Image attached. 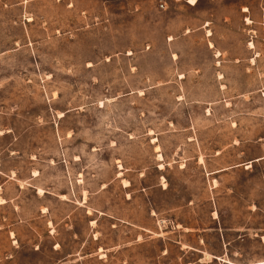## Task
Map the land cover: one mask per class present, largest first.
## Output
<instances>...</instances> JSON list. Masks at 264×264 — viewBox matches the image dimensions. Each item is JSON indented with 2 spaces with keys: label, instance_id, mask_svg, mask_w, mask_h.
<instances>
[{
  "label": "rangeland",
  "instance_id": "1",
  "mask_svg": "<svg viewBox=\"0 0 264 264\" xmlns=\"http://www.w3.org/2000/svg\"><path fill=\"white\" fill-rule=\"evenodd\" d=\"M197 1L0 0V264H264V0Z\"/></svg>",
  "mask_w": 264,
  "mask_h": 264
},
{
  "label": "crops",
  "instance_id": "2",
  "mask_svg": "<svg viewBox=\"0 0 264 264\" xmlns=\"http://www.w3.org/2000/svg\"><path fill=\"white\" fill-rule=\"evenodd\" d=\"M189 2H190V0H189ZM192 6H194V7H196L197 5H198V1L196 0V3H190ZM244 11L245 12H248L249 10L247 9V8H245L244 9ZM249 21H250V23H251V20L250 19H247V22L249 23ZM251 44H253V43H251ZM251 44H250V46H251ZM211 45H213V44H211ZM254 45V44H253ZM252 48V47H251ZM254 48H255V46H254ZM254 61V60H253Z\"/></svg>",
  "mask_w": 264,
  "mask_h": 264
},
{
  "label": "bare ground",
  "instance_id": "3",
  "mask_svg": "<svg viewBox=\"0 0 264 264\" xmlns=\"http://www.w3.org/2000/svg\"><path fill=\"white\" fill-rule=\"evenodd\" d=\"M189 3H192V4H193V3H196V0H190ZM249 23H250V21H249ZM251 47L254 48V45L251 44ZM160 157H161V156H160ZM161 167H162V165H161ZM161 167H160V168H161ZM125 183H126V182H125ZM125 185H127V184H125ZM127 186H128V185H127Z\"/></svg>",
  "mask_w": 264,
  "mask_h": 264
},
{
  "label": "built area",
  "instance_id": "4",
  "mask_svg": "<svg viewBox=\"0 0 264 264\" xmlns=\"http://www.w3.org/2000/svg\"><path fill=\"white\" fill-rule=\"evenodd\" d=\"M162 8H164V5H161Z\"/></svg>",
  "mask_w": 264,
  "mask_h": 264
}]
</instances>
